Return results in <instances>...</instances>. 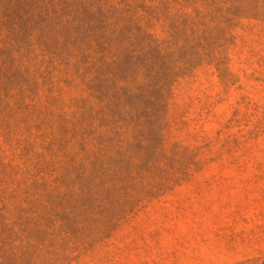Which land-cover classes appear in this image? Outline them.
<instances>
[{"label":"rangeland","instance_id":"374dc122","mask_svg":"<svg viewBox=\"0 0 264 264\" xmlns=\"http://www.w3.org/2000/svg\"><path fill=\"white\" fill-rule=\"evenodd\" d=\"M0 264H264V0H0Z\"/></svg>","mask_w":264,"mask_h":264}]
</instances>
